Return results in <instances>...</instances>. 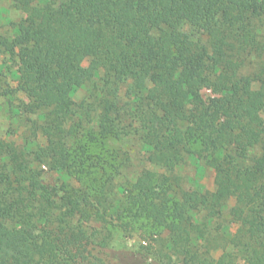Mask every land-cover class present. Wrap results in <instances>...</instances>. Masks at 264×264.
I'll use <instances>...</instances> for the list:
<instances>
[{
	"label": "trees",
	"instance_id": "trees-1",
	"mask_svg": "<svg viewBox=\"0 0 264 264\" xmlns=\"http://www.w3.org/2000/svg\"><path fill=\"white\" fill-rule=\"evenodd\" d=\"M4 1L24 17L0 34V264H264V0ZM127 138L149 167L117 186ZM187 156L212 190L183 187ZM107 216L147 245L79 222Z\"/></svg>",
	"mask_w": 264,
	"mask_h": 264
},
{
	"label": "rangeland",
	"instance_id": "rangeland-1",
	"mask_svg": "<svg viewBox=\"0 0 264 264\" xmlns=\"http://www.w3.org/2000/svg\"><path fill=\"white\" fill-rule=\"evenodd\" d=\"M24 15L16 11L8 1L0 0V34H12L13 26L11 23H18ZM192 31V30H190ZM3 63L8 67V71L2 68ZM15 64L8 61L5 57L0 56V84L2 86L15 87ZM87 86L78 85L76 93L73 97L75 102H80L86 97ZM203 95L207 97L208 91H203ZM15 104L27 103L28 99L23 94H15L13 98ZM4 98H0V105L3 107ZM9 127V118L0 106V140L7 138L6 133ZM114 148H118L126 153L129 157V161L125 163V166L121 170L120 175L116 178V183L119 185H126L134 182L140 172L149 167L145 160V153L140 145L132 138H127L123 141L116 142L113 145ZM259 151H255L253 155L258 154ZM175 174L178 175L183 183V187L189 190L195 189H213V171L204 165L196 161L194 157L187 156L184 161L175 169ZM44 181L47 185L59 186L60 181L54 174H47L44 177ZM232 202L227 205L222 213V218L219 223L229 226L231 231H234L233 217L231 215ZM108 224H104L101 221L92 219L84 223L79 221L87 230L88 233L99 231L102 234H110L109 248L112 250H126L129 252H135L141 248V246L147 245L143 235L138 231H125L118 223L111 217L107 216ZM159 223L164 226L165 221L163 218L159 219ZM166 236V233L163 234Z\"/></svg>",
	"mask_w": 264,
	"mask_h": 264
}]
</instances>
